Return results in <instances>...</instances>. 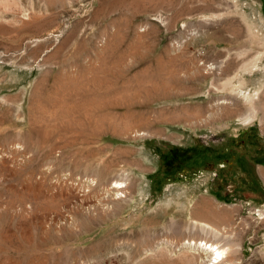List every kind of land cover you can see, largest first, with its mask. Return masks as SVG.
<instances>
[{"label":"rangeland","instance_id":"rangeland-1","mask_svg":"<svg viewBox=\"0 0 264 264\" xmlns=\"http://www.w3.org/2000/svg\"><path fill=\"white\" fill-rule=\"evenodd\" d=\"M263 49L264 0H0V264H264Z\"/></svg>","mask_w":264,"mask_h":264},{"label":"bare ground","instance_id":"bare-ground-1","mask_svg":"<svg viewBox=\"0 0 264 264\" xmlns=\"http://www.w3.org/2000/svg\"><path fill=\"white\" fill-rule=\"evenodd\" d=\"M254 29V28H251ZM264 54V49L262 52H259V54ZM262 60V59H261ZM261 62V61H260ZM220 67V66H219ZM242 69V68H241ZM206 72H212L214 70H216V66H208L207 69H205ZM258 70L257 67H255L254 64L249 65L248 67H244V69L242 70V72L244 74H248V75H252L254 73V71ZM232 82V81H231ZM244 84H237L236 85V89H241L242 91H246V87H244ZM256 90L257 88H253V90L249 93L251 95V100L249 101L250 104L252 103V100L254 98V96L256 95ZM248 92V91H247ZM244 96V95H243ZM227 103L226 101H222L220 104H225ZM250 108L253 109L250 105ZM252 118V114L248 115L246 118L243 119L244 123H247L251 120ZM126 189V185L123 182H115L113 186H111L109 189L105 190V198L110 199V202H112V205H106L105 208L102 207L103 211L106 213H114L115 211H117L118 206L113 205V202H124L126 195L124 194V190ZM103 205V204H102ZM203 212H205V209H201ZM192 216V212L190 214ZM262 215V214H259ZM192 224H190L189 226L185 227L186 232L188 233H193L194 231L200 232L202 234H204V236H208L210 237V239L212 238V242H209V239H203L202 241L196 242L195 239H189L186 241V243H184L183 245H181L180 247V251L183 249H190L193 251H196L197 253H200V255H206V256H211V252H216L217 256H219V258L217 257L218 261L212 263V264H235L237 263L236 258H235V249H233L232 247L234 246H228V244L226 246L221 245L218 246L216 244V241L219 239L220 237V231L209 225L208 223L202 221V220H197V219H192ZM174 225H176V220L171 219L169 221V228L174 227ZM173 229V228H172ZM221 239V238H220ZM201 240V239H200ZM157 246L153 247V248H146L144 249L145 251L147 250H157ZM155 250V251H156ZM237 251V250H236Z\"/></svg>","mask_w":264,"mask_h":264},{"label":"trees","instance_id":"trees-1","mask_svg":"<svg viewBox=\"0 0 264 264\" xmlns=\"http://www.w3.org/2000/svg\"><path fill=\"white\" fill-rule=\"evenodd\" d=\"M188 151L187 148L185 149H177L176 147H170L164 154L160 155L161 163H164L166 161V156L170 158H176L178 156H183ZM203 148L199 149V152H202ZM179 153V155H177ZM181 154V155H180Z\"/></svg>","mask_w":264,"mask_h":264}]
</instances>
